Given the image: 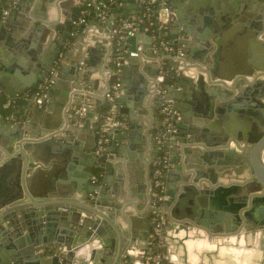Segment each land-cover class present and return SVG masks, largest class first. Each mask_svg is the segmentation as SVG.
I'll return each mask as SVG.
<instances>
[{
    "label": "water",
    "instance_id": "95a60500",
    "mask_svg": "<svg viewBox=\"0 0 264 264\" xmlns=\"http://www.w3.org/2000/svg\"><path fill=\"white\" fill-rule=\"evenodd\" d=\"M35 1L7 0L8 14L0 17V34L10 30L16 36L36 28L33 36L40 39L31 49L26 72L30 77L15 88L5 85V93L13 97L31 88L33 92L23 107L26 120H0V264H148L151 196L157 189L152 180L149 197L141 193L138 202L132 200L136 184L131 172H137L138 163L142 172L152 174L153 158L165 151L173 165L168 173V199L162 206L169 218L163 220L161 236L169 263L251 264L252 260V264H264V0H171L166 7L158 0L156 15L169 9L161 29L177 47H188L192 63L193 57L213 49L211 39L221 49L201 58L205 71L189 70L186 56L176 64L178 74L167 67V75H159L161 64L170 59L157 47L162 33L155 37L142 25L118 45L119 14L114 13L104 24L99 18L82 24L73 36L64 32L58 41L51 35L45 39L43 30L53 29L57 20L50 5L58 9L66 0ZM46 3L48 16L42 13ZM121 8L129 23L133 20L128 19V10H144L134 0H125ZM242 40L248 52L239 58L252 63L260 58L261 63L254 65L259 72L249 70L250 65L220 61L237 58L224 56L223 51ZM118 56L123 64L116 75L123 84L119 102L125 105L122 111L129 115V127L123 133L109 131L107 152L98 155L108 107L106 93ZM3 63L2 84L3 76L14 67ZM98 66L107 82L101 97L96 95L99 81L93 77ZM50 77L53 83L40 104L36 92ZM170 77L176 81L173 85ZM160 84L167 90L165 97L157 93ZM165 98L175 101L182 119L174 138L160 150L157 134L151 136L145 106L155 112L154 102ZM209 132L214 133L209 137L212 141ZM149 140L155 152L146 156ZM51 145L57 163L45 169L39 162L49 163L44 157ZM229 145L228 154L236 158L231 168L206 166L220 153L212 152L213 148ZM72 156L81 159L84 171L82 165L78 170L68 165ZM99 165L103 175L93 182ZM61 171H67L63 179H59ZM44 173L51 190L41 193L37 188L44 185ZM237 192L241 198L225 204V196ZM128 207L135 213L127 212ZM242 243L250 255L243 259ZM256 245H260L258 251Z\"/></svg>",
    "mask_w": 264,
    "mask_h": 264
},
{
    "label": "crops",
    "instance_id": "0c3cea01",
    "mask_svg": "<svg viewBox=\"0 0 264 264\" xmlns=\"http://www.w3.org/2000/svg\"><path fill=\"white\" fill-rule=\"evenodd\" d=\"M37 1H39V0H36L34 2V4H36ZM85 1H87V0H85ZM48 4L49 3L44 4V10H42V13H44L46 16H48V12H49ZM45 5H46V7H45ZM80 5L81 4H80L79 0H66L64 2V4L61 5L60 8H58V9H56L55 5H53V6L50 5V7H53V9H54L51 12V14H55V16L57 17L56 18L57 20H56V22L54 24V28L53 29L52 28L51 29L45 28L43 30L44 31V35L43 36L45 37V39L51 35L53 37V39L58 41L59 38L61 36H63L64 32H66L65 35L73 36L74 33H72L71 29H72V25L74 24L73 23L74 20L72 21V19H74V9L79 7ZM121 6L117 7L114 10H112V12L110 13V15L114 14V13L119 14V17H118L117 22H116V27L119 24V22L123 21V19H124L123 16H122V11L124 9L121 8ZM140 7H142V6L140 5ZM15 9H18V6L15 5ZM32 10H34V7H32L31 11ZM70 10H72V14H71ZM143 14H144V11H141L140 9H136V10L135 9H130V10H128V19L136 21V19L141 17ZM97 19H98V17L95 14L94 16L90 17V19L87 20L86 25L91 24L94 20H97ZM102 23L104 24L105 21H102ZM35 29L36 28H31L30 30H28V32H20L19 31V34L16 35V36H12V34H9L10 30H7L6 34H0V73L2 71H4V69L6 68V66L4 65L3 62H5L7 64L12 63L13 66H14L12 71H10L9 74H6V75L3 76L5 78L4 79L5 83L2 84L1 81H0V88L2 89V91L4 93H5V85H9L10 87L15 88L14 86L23 85L25 83V81H26V78L30 77V73H26V72L29 70L28 66H29V62H30L31 49L33 48L34 44L38 45V43L40 41V39H38V38L35 39V36H33ZM161 33L163 34V40H166V41H169V42L173 43L171 41L169 35H166V33H167L166 30H162L160 28V32H158V33L155 32L154 35H155V37H157ZM100 37H104V35L102 34V35H100ZM203 41H205V40H203ZM69 42L70 41L67 40V42L64 44V50L67 47ZM211 42H212V45L214 46L213 49L211 51H208V53H199L197 55V57H195V58L193 57V59L191 58L194 61L193 63L190 61L189 56H187V64L185 66L189 67L188 68L189 70H192V71H195V70L196 71H198V70L205 71L206 69L202 66L203 63L201 62L202 61L201 58L206 56V55L212 57L215 53H218V52L221 51V49H220V47H218L217 43L212 41V39H211ZM243 44H244V41L242 40L240 44L236 43V44H232L230 46H225V49L223 51V55L224 56H230V57L236 56L237 58H228V61H225V60H220V61L223 64H229V65L233 64V63H237L239 65H250L251 67L249 68V70L251 69V70H254L255 72H259L258 68L255 67L254 65H258V64L261 63L260 58L257 59V57H256L255 61L253 59V63L250 62L249 60L245 61V60H241L239 58V57H241L242 54H244V53L246 54L248 52L247 51L248 49H245V46H243ZM139 45H140V47H143L144 46V41H140ZM178 47L186 49L187 54H188V47L187 46L179 45ZM260 57H261V55H260ZM176 64H178V62L173 57H170V59H166L160 66L159 75H163V74L167 75L169 73V71L167 70V67H171L172 70H176L175 68H177V66H178V65L176 66ZM190 68H192V69H190ZM240 69L246 70L248 68L240 67ZM97 70L98 71L93 74V77H94V79H97L99 81V89H98L96 95L101 97L102 93L107 88V82H106L105 73L102 71L103 69L100 66H98ZM176 72L178 74L177 70H176ZM146 76H148V78L152 79L151 77H149V75L146 74ZM0 79H1V77H0ZM51 80H52V78H51ZM168 81L171 84L176 82V81H174V77H170L168 79ZM158 85H159V83H158ZM160 85L161 86L159 88H163L167 92V90L164 88V85L163 84H160ZM32 92H33V89L31 88V89L26 90L23 94H21V95H19L17 97H13V96L8 95L6 93L5 94L7 96H9V97L19 98V97L24 96L27 93L32 94ZM172 102H173V105L175 107V101L173 100ZM27 103H28V101L21 102L20 107L17 110L18 115L12 116V117H15L16 120L17 119H20L22 121L26 120L27 114H26V112H25L23 107ZM161 103H162V101L154 102L155 112H152L148 105L145 106L146 109L148 110V113L145 114V117L147 118V120L149 122V125L151 127L150 129L152 130L151 136H154V135L158 134L159 131L162 129V127L165 125L164 117H163V115L161 113V110H160L161 109ZM119 107H120L119 109H120L121 117L124 120V122H126V125H125L123 131H121V133H123L124 130L128 129V127H129V123H128L129 115H127L126 113H124L122 111L125 108V105H123V104H121L119 102ZM137 119L140 121L141 117L138 116ZM7 120H10V119H7ZM78 122H79V120H78ZM78 124L81 125L82 122L80 121ZM212 136H214V133L209 132L208 133V138L212 137ZM209 139L211 140L212 138H209ZM232 139H233V141H236L237 143L239 142L236 138H232ZM150 140L148 141V146L144 150V154L146 156H151V154L153 153V150L155 152V148L153 149V146H152V143H151ZM121 143H125V141H122ZM231 147H232V145H229L228 147L223 148L221 150L218 149V147L213 148L211 150L212 152L220 151V153L217 152L218 154H216L214 157H212L210 159V160H212V161H210V163H208V161H206L207 162L206 166L219 167L220 165H223L226 168H231L230 162H235L236 161V158L231 159L232 157L228 154L231 151ZM53 149H54V145H51V147L48 148V150L45 149L48 154L47 155L45 154L44 159H46V160L48 159L49 163H44L42 161L39 162V164L41 163L40 165L43 168H45V169H50V168H52V166L55 163H57V159H56L57 157L55 156ZM72 159L73 160H71L68 165L71 164L73 166V168H76L77 170H78V166L82 165L83 166L82 170L83 171L85 170V166L83 165V162L81 161V159L77 158L76 156H72ZM59 160H61V159H59ZM154 160H155V158H153L152 162ZM172 166L173 165H171V167ZM67 167H69V166H67ZM134 170L137 171V172L133 173V171H132L131 174H132V177H133L132 180L136 184V194L134 195V198H132V200H135V201L138 202L139 201L138 198L140 197L141 193H145L146 197L147 198L149 197L148 194H150L149 191L151 189L150 186H152L151 185V181L153 179H152L151 172L148 173V171H146V174L144 172H142V170H141V168H140L138 163H135ZM65 172H67V171H65ZM65 172L64 171L59 172L60 173V177H61L59 179H63V174L64 175L66 174ZM169 172H170V169L168 170V172L166 174V189H167V181H168V176H169L168 173ZM46 176H48V174H46V173H44L43 176H42V178H44L42 180L45 181V182H43L44 185L42 187L37 188V191H41V193L46 192L48 190L49 191L51 190V187L49 185H47L48 184V182H47L48 177H46ZM75 176H76V174H75ZM130 176H131L130 173H128V171H127V173H126V177H127L126 182H129L128 177H130ZM94 177H97V175L96 174L93 175V178H92L93 182L99 180L98 178H94ZM74 178H76V177H74ZM236 181L240 182V183L244 182V181H241V180H235V182ZM114 182H116V180H114L113 183ZM39 184H40V182H39ZM226 185H228V184H226ZM153 186H154V184H153ZM77 196H78V193H77ZM241 196H242V193H238V192L237 193H230L229 195L225 196V198H224L225 204L230 205L232 203L231 199L241 198ZM161 208H162V206H161ZM126 211L129 212V213H135V211H134V209L132 207H128L126 209ZM225 211H227V209ZM231 224H233V223H231ZM224 226H226V222H224ZM138 232H139V230H138ZM239 245H240V248L242 249V251H241L242 259L245 258V257H249L250 256L249 252L246 251V253H245L244 244L242 243V244H239ZM258 246H260V245H256L254 247V248L257 249V251H258ZM149 248H150V252H151L150 256H151L152 252H153L151 243L149 244ZM163 250H164V252L167 253L166 244H165L164 241H163ZM223 254H224V251L220 250L219 251V258L224 257ZM167 255H168V253H167ZM251 256H253V254ZM227 258H228V255H227ZM262 258L264 260V255L262 256ZM262 258H261V262H262ZM251 264H252V260H251Z\"/></svg>",
    "mask_w": 264,
    "mask_h": 264
},
{
    "label": "built area",
    "instance_id": "2783aa9c",
    "mask_svg": "<svg viewBox=\"0 0 264 264\" xmlns=\"http://www.w3.org/2000/svg\"><path fill=\"white\" fill-rule=\"evenodd\" d=\"M139 3L143 8L145 7L146 10L144 14L133 21V23H129L127 20L123 19V21L119 22L117 27L115 28V32L118 37V45L121 44V41L125 39L128 35H132L135 30H137L142 25L145 26L147 31L153 33L152 29L150 28V24L152 22V10L156 6L158 7V0H134ZM162 6L166 7L171 0H161ZM123 3L120 0H87V6L89 9H94L96 11V16L100 19V21H106L111 13V7L113 6H121ZM89 10H84L81 12V15L73 21L74 26H81L82 24L87 23V14ZM169 9L163 8L160 13L156 16L155 19L158 20L159 29L168 19L167 13ZM8 14V10L5 9L3 11V17L5 18ZM156 21V20H155ZM154 23V22H153ZM152 23V24H153ZM78 31H76L77 34ZM154 35V33H153ZM155 36V35H154ZM157 47H161L168 57H173L177 62H184L185 57L187 56L186 49L179 48L175 44L161 40L160 44H157ZM122 56H118L115 59V75L120 74L122 70L123 64L121 63ZM52 83L51 78L46 79L40 86L38 91L36 92L37 95V102L42 103L43 100L47 97L50 84ZM0 92H3L0 88ZM157 93L160 95H166V91L163 88H158ZM123 94V84L120 80V77L116 79L110 85V89L106 93V99L108 102V107L105 112L104 121L100 128V138L98 141L97 147V154L103 155L107 152V148L110 143V138L108 137V132L111 130H123L126 123L120 118V107H119V100ZM24 101H29L31 99V94L27 93L22 97H19ZM17 98L9 97L7 101V106H11V104L15 103ZM161 113L164 117L165 125L156 135L158 148L163 150L164 142L168 139H173V133L177 131L176 125L182 119L181 114L179 111L174 107L173 102L169 98H165L161 103ZM85 110L82 111L81 118L84 117ZM178 116L177 119H174L175 116ZM10 119V118H9ZM0 120H4V118L0 115ZM169 152L165 151V154L160 155L158 159L153 161V165L156 168L152 171V179L154 187L157 191L154 193L151 207L154 208L152 211V229L150 233V241L152 246V255L149 257L148 264H170L169 257L166 252L163 250V241L161 240L162 232L164 229V219H168V216L162 212L161 206H165L164 202L168 199L166 194V174L171 167L170 158L168 156ZM96 178V177H94ZM161 209H160V208ZM169 220V219H168ZM170 222V221H169Z\"/></svg>",
    "mask_w": 264,
    "mask_h": 264
},
{
    "label": "trees",
    "instance_id": "16d2710c",
    "mask_svg": "<svg viewBox=\"0 0 264 264\" xmlns=\"http://www.w3.org/2000/svg\"><path fill=\"white\" fill-rule=\"evenodd\" d=\"M124 1L125 0H120V2H122V3ZM117 7H119V6L111 7V12H112V10L116 9ZM8 8H9V5H8L7 0H0V17L3 16V11L5 9H8ZM157 8L158 7L156 6L152 10V12H153L152 13V22L150 24V25H153L151 29H152V31L154 33L155 32L156 33L160 32V29H158L159 28V24H157L156 21H155V18L157 16L155 12H156ZM84 10H89L88 14H87V19H90V17H92V16H94L96 14V11L94 9H89L88 8L87 1H85L81 6H79V7L74 9V20L77 19L81 15V12L84 11ZM144 10H146L145 7H144ZM79 30H80L79 26L72 25V29H71L72 33H76V31H79ZM117 54H119V52H117L116 55ZM117 78L118 77L116 75H113L112 76V83L115 82ZM8 98H9V96H7L4 92H0V115L4 119H9L12 116L18 115L17 110L20 107V103L24 101V100H22L20 98H17L15 100V103L11 104V107L8 109L7 108ZM106 110H107V108H106ZM120 118H121V116H120ZM152 166H153V170H154L156 168V166H154V165H152Z\"/></svg>",
    "mask_w": 264,
    "mask_h": 264
},
{
    "label": "flooded vegetation",
    "instance_id": "af4514ba",
    "mask_svg": "<svg viewBox=\"0 0 264 264\" xmlns=\"http://www.w3.org/2000/svg\"><path fill=\"white\" fill-rule=\"evenodd\" d=\"M7 10L9 11V8H8ZM52 83H53V81H52ZM52 83L50 84V87H51ZM50 87H49V90H50ZM48 92H49V91H48ZM20 104H21V103H20ZM10 107H11V106H9V108H10ZM9 108H8V109H9ZM12 118L15 119V117H10V119H12ZM4 120H5V119H4ZM6 120H7V119H6ZM97 169H98V171H97L95 174L97 175L96 178L99 179V178L103 175L101 165H99V167H97ZM153 195H154V193L152 194L151 198H153Z\"/></svg>",
    "mask_w": 264,
    "mask_h": 264
}]
</instances>
